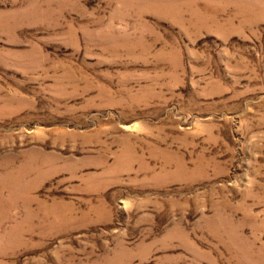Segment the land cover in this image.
Listing matches in <instances>:
<instances>
[{
    "label": "rangeland",
    "instance_id": "rangeland-1",
    "mask_svg": "<svg viewBox=\"0 0 264 264\" xmlns=\"http://www.w3.org/2000/svg\"><path fill=\"white\" fill-rule=\"evenodd\" d=\"M0 264H264V0H0Z\"/></svg>",
    "mask_w": 264,
    "mask_h": 264
}]
</instances>
